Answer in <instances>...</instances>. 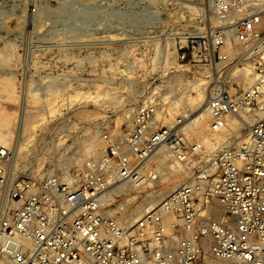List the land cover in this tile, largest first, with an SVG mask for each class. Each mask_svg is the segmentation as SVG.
Segmentation results:
<instances>
[{
  "label": "built area",
  "instance_id": "1",
  "mask_svg": "<svg viewBox=\"0 0 264 264\" xmlns=\"http://www.w3.org/2000/svg\"><path fill=\"white\" fill-rule=\"evenodd\" d=\"M195 1L215 18L186 48L214 70L207 110L216 146L187 140L186 116L161 126L153 99L123 135L102 132L103 153L82 170L39 180L11 169L0 148V264H264V0ZM240 69L252 82L233 91ZM162 147L187 178L123 221L111 199L128 206L154 184L149 159Z\"/></svg>",
  "mask_w": 264,
  "mask_h": 264
},
{
  "label": "rangeland",
  "instance_id": "2",
  "mask_svg": "<svg viewBox=\"0 0 264 264\" xmlns=\"http://www.w3.org/2000/svg\"><path fill=\"white\" fill-rule=\"evenodd\" d=\"M162 2L0 0V122H9L14 132L30 90V126L19 152L9 139L11 169L39 180L82 170L103 153L102 132L123 135L139 107L156 99L166 114L165 97L173 103L181 93L195 95L194 83L210 86L214 70L196 66L186 44L215 26L212 14L199 1ZM155 16L163 24L155 23ZM180 130L190 142L201 140L189 129ZM208 133L209 128L204 133L209 142ZM90 146L94 153L87 152ZM158 156L150 161L154 168ZM162 172L171 182L159 177L132 193L127 213L146 205L147 195H165L168 186L188 176L183 168ZM123 202L114 197L111 213L121 218Z\"/></svg>",
  "mask_w": 264,
  "mask_h": 264
},
{
  "label": "bare ground",
  "instance_id": "3",
  "mask_svg": "<svg viewBox=\"0 0 264 264\" xmlns=\"http://www.w3.org/2000/svg\"><path fill=\"white\" fill-rule=\"evenodd\" d=\"M156 1H158L160 3V1L162 2L163 0H152V2H156ZM164 1L168 2L169 0H164ZM162 3L164 4L165 2H162ZM167 5H168V3H167ZM195 8H197V10L200 13H203V8L200 5L199 6L197 5V7H195ZM155 18H156V19H154L155 23H162L163 24L164 21H161L159 16H155ZM214 20H215V18L212 16V21L214 22ZM154 22L152 24H154ZM200 28H202V27H200ZM191 35L194 36V33ZM116 36H118V35H115V37ZM174 36L176 37V35H174ZM158 37H160V36H158ZM186 37H188V36H186ZM149 38H151V37H149ZM168 38H166V40ZM162 63H163V61H162ZM250 75H251V73L249 70H246V69L237 70L236 71L237 83H236V86H233L232 90L236 91L239 88L248 87L252 82ZM191 91L193 93H195V95H187L185 97L184 93H181V94H183V96H180V98H177L175 101H173V103L167 102L168 98L165 97L163 100L165 102L164 104L169 105L167 107V112H166V114H164L165 112L163 113L162 111H160L156 116V121H158L160 123L163 122L164 124H167L169 126H173L174 121L177 118V116H179V115H182L183 117L186 116V118L182 122V125L180 126V129H182L183 131H185L186 129H189L198 138L200 137L201 141H203L204 143H206L209 146L212 145L211 147L213 148L216 146V143L211 142V141L208 142V139H206L207 137H204V133H206V131H208V128H209L208 121L210 119V114L207 110V100L209 98L211 86H208L207 83H196V84L194 83L191 86ZM29 93H30V90L25 92L23 95L22 110H21V115H20L19 120H18V128L16 129V131L14 132L12 130L9 122H0V148H5V149L9 148L12 150V148H10L11 144H9V139H12V138H14V145H15L16 150L14 148L13 149L15 151L19 152L21 147L23 146L22 145L23 144L22 139H24L27 128L30 126V121H29L30 117L27 116V110H26L27 106H28L27 104H28ZM187 107H189V109H187ZM128 117H129V113H128ZM37 127H40V126H35V128H37ZM90 135H92V134H90ZM90 138H91V136H90ZM17 152H16V154H17ZM87 152L88 153L93 152L92 146L89 147ZM157 154H159L158 159L156 160V162H158V167L157 168H156V166H155V168H154V166L152 167V168H154L153 176L155 177V180L160 177V178L167 179V181L170 183L171 179H168L167 177H165V175H163L162 171L175 173V171L179 172L180 168H182V167L180 164H178L177 162L170 159L168 153L165 152L164 147L158 149L156 151V153H154L150 157V159H149L150 165H151L150 161ZM9 157H11V153H10ZM79 162H80L79 158H74L73 163L78 164ZM40 172L41 171H39V173ZM64 174H67V172H65ZM160 174H161V176H159ZM177 176L180 177V175H175V178ZM177 180L171 186H168V184L166 183L167 184L166 186H168L169 189H171V191L176 189V187H178V185H179V183L177 184V182L180 181V180H178V181ZM138 187L139 186H136V185L133 186V188H135V189H138ZM124 190H126V187L123 186L120 188H114V189H112L111 192H112V194H119L120 192H122ZM155 193L156 192H153L152 194L149 193L150 195H147V198L145 200V201H147L146 205H144L145 204L144 203L142 206L138 207L137 209H132L133 211H131L129 213L126 212L127 209L124 205H121V207H118V210L123 214L121 217L123 219V221H125V222L135 221L146 210H150V209L156 207L155 205H157L159 203V201L162 199L164 194L163 193L162 194H155ZM111 202L114 204V198L111 199ZM122 206H124L125 208L124 207L122 208ZM208 263L215 264V261L209 260Z\"/></svg>",
  "mask_w": 264,
  "mask_h": 264
}]
</instances>
